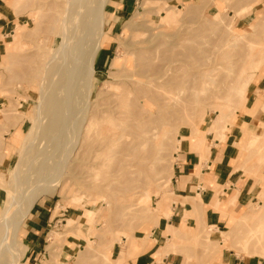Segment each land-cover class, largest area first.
Returning a JSON list of instances; mask_svg holds the SVG:
<instances>
[{
	"label": "rangeland",
	"instance_id": "rangeland-1",
	"mask_svg": "<svg viewBox=\"0 0 264 264\" xmlns=\"http://www.w3.org/2000/svg\"><path fill=\"white\" fill-rule=\"evenodd\" d=\"M51 1H12L11 9L18 17L19 28L0 57V116L5 113L0 118V184H3L6 173L12 170L17 161L19 147L30 128L31 116L27 103L20 108L15 101L19 96L28 102L36 99L33 79L24 73L33 66L31 57L41 51L40 44L48 35L44 17ZM145 1L133 0L124 19L109 32L113 43L105 54L107 60L100 56L105 59L101 64L103 71L99 73L95 68L92 102L100 105L111 95L112 91L109 92V88L105 87L102 88V95L96 98L100 86L105 82H134V76L138 77L140 73L134 65L142 64L139 60L142 56L156 58V65L170 66L172 71L167 77L168 81H173L170 87L175 94L176 106L171 121L165 127L166 131L164 127L159 128L162 151L155 154L158 140H155L156 143L149 142L144 148V159L140 156L136 160V157L114 154L124 140H120L115 149L111 148L113 144L108 143L110 138L104 140V136L97 140L99 143L90 141L93 146L95 144L94 147H91L92 143L89 144L94 149H83V157L80 153L82 160L80 167L75 170L77 173H66L55 189L49 188L44 196L35 201L46 200L53 207L56 219H62L50 228L51 233L46 237V254L35 261L36 264H113L112 250L119 246L136 250L139 244L147 240L149 225L156 223L150 221L156 220L152 209L160 208V201L170 199L168 190L173 155L181 138L186 134L201 138L207 132L223 140L233 124L235 114L245 110L252 96L258 94L264 99V0H152L143 9ZM188 6H199L196 15L188 12ZM134 9L142 14L136 21L142 27L119 37L121 26L125 22H132ZM10 39L11 36L7 41ZM113 59L117 60L114 70L111 66ZM255 65L260 68L254 73ZM113 73L119 75L106 76ZM252 75L255 77L247 90H241L237 79L241 82ZM246 110L255 112V115L262 113L258 116L264 120V102L256 101ZM220 118L224 119L223 129L215 132L213 129ZM104 127L109 130L107 125ZM205 127L204 132L199 130ZM102 141H106L110 149L106 146L105 150L106 143ZM153 144H156L155 147H152ZM99 145L100 148L96 147ZM236 145L243 148L241 168L244 172L253 173L257 168L261 169L262 165L264 169V131L259 136L252 135L248 141L239 139ZM3 147L7 154L4 158ZM122 160L127 163L128 171L125 173L119 166ZM76 174L77 177H74ZM64 179L68 182L67 186ZM62 181L64 183L61 184ZM260 184L257 202H248L236 209V213H241L235 224L225 231L230 237L229 243L217 244V237L221 235L219 233L214 237L211 229L203 223L202 204L199 211L192 210L197 221L196 228H186L181 224L183 228L180 235L177 236L173 231L172 239L167 241L163 251L180 253L183 264H209L219 257L222 249L237 256H255L258 264H264V179ZM64 185L66 187L62 189L65 190L60 191V186ZM75 195L80 198L79 201ZM3 197L4 193L0 190V205ZM167 214L163 212L161 216ZM25 218L17 240L26 247L21 239ZM140 233H143L141 238L137 237ZM249 236L250 240L246 243ZM65 239L77 242L72 246ZM174 241L178 244L175 245ZM63 244H69V247L63 248ZM105 252L108 259L103 257ZM23 256L18 264H26Z\"/></svg>",
	"mask_w": 264,
	"mask_h": 264
},
{
	"label": "bare ground",
	"instance_id": "bare-ground-1",
	"mask_svg": "<svg viewBox=\"0 0 264 264\" xmlns=\"http://www.w3.org/2000/svg\"><path fill=\"white\" fill-rule=\"evenodd\" d=\"M110 1L52 0L47 5L44 23L48 35L42 44L39 43L42 46L41 51L31 57L33 66L25 68L27 70L24 73L33 79L36 99L30 103L27 100H22L19 96L15 101L17 107L20 108L27 103L31 121L23 144L19 147L17 161L12 170L6 173L7 176L2 182L3 184H0V190L4 193L0 205V264H18L20 262L21 256L26 251V247L17 240L22 221L32 209L34 202L44 196L49 188L55 189L66 173L76 172L75 170L80 167L81 156L83 157L84 151L90 148L89 144L92 143L90 141L93 140L95 143V141L103 139L102 136H104V140L110 138L108 143L113 144L111 148L115 149L118 142L124 140L120 149L114 151L115 153L112 152L115 155L116 153H121L123 156L125 154L130 156L129 158L136 157V160L137 157H142L144 148L149 142L158 140L155 154L162 151L159 143L161 136L159 128L164 127L163 130L166 131L165 127L171 121L176 106L175 94H173V88L170 87L173 81H168L167 77L172 71L170 66L156 65L154 63L156 58L142 56L139 59L142 64L134 65L135 69L140 71L138 77L134 76V82L125 81L121 84L105 82L100 86L101 89L98 90L96 98L102 95V88L105 87L110 89H108L109 92L112 91L111 95L100 105L92 102L96 77L95 64L100 55L101 43L106 39L104 37L107 24L105 6ZM151 1L146 0L143 9ZM19 3L21 2L19 1ZM198 7L188 6V12L191 15H196ZM141 15L138 9H134L131 17L132 22H125L121 26L119 37L142 27L140 24H136V21L142 17ZM147 42L149 43V40ZM116 61V59L111 61L113 70ZM258 65L253 68L254 73L262 66ZM144 72H147L145 76ZM117 75L119 74L113 73L106 76L117 77ZM254 77L255 75L249 76L242 79L241 82L237 79L240 89L246 91ZM129 78L131 79V77ZM104 91L106 93V90ZM4 115L5 113L0 118H3ZM223 121L224 119L220 118L213 129L215 132H220L223 128ZM104 125H107L109 130ZM195 131L197 132V129ZM103 142L106 143V141ZM100 145L96 147L100 148ZM107 145L106 143L104 148ZM155 145L153 144L152 147ZM99 150L96 149V151ZM102 150L104 151V149ZM3 151L4 158L7 156L4 147ZM134 163L136 164V162ZM126 165L124 160L119 163L123 173L128 171ZM139 165L140 163H138ZM131 167L129 166V168ZM74 177H77V174ZM63 181L61 184L65 182ZM67 183L66 180L65 185ZM65 185L60 186V191L65 190L62 189L67 186ZM76 195L74 197L79 201V195L77 197ZM191 203L192 206L195 205V203ZM196 205L194 206L196 208L193 207L192 210L199 211L202 204L199 201ZM152 210L151 213H153V217H156V220L150 219V221L156 222L162 214V208L158 207ZM201 214L200 216H202ZM182 228L183 226L180 224L175 230L177 236L180 235ZM219 233L221 236L217 237V244L229 243L228 232ZM80 235L84 236V234ZM250 237L245 240L246 243ZM51 238L54 239L53 234H51ZM171 247H174V244H171ZM107 255L106 252L103 253L105 259H108Z\"/></svg>",
	"mask_w": 264,
	"mask_h": 264
},
{
	"label": "crops",
	"instance_id": "crops-1",
	"mask_svg": "<svg viewBox=\"0 0 264 264\" xmlns=\"http://www.w3.org/2000/svg\"><path fill=\"white\" fill-rule=\"evenodd\" d=\"M12 1L0 0V57L19 28L18 17L11 9ZM132 4L133 0H111L105 6L108 14L106 39L101 44L96 65L99 73L103 71L101 64L107 60L105 54L113 43L109 32L120 24ZM9 36L11 39L7 41ZM102 51L104 54H101ZM256 101L264 102L263 96H252L245 110L241 114H235L233 124L223 140L214 138L212 133L204 132L207 127L199 129L204 132L201 138L188 134L181 138L173 155L168 190L170 199L159 202L162 213H168L167 216H160L155 224L149 225L147 240L144 244H139L136 250L125 246L112 250L113 264H183L180 253L171 250L164 252L163 248L167 241L172 239L171 233L180 224H184L186 228H196L197 221L191 202L200 201L203 204V223L211 229L214 237H217L219 232L228 231L235 224L241 213H236L237 208L248 202H257L262 185L260 183L264 179L263 165L253 173L244 172L241 168L243 148L236 145L239 139L248 141L252 135L259 136L264 131V120L259 117L262 113L258 116L255 112L246 110ZM52 210L53 207H50L46 200L34 202L25 218L21 239L27 247L23 256L26 264H36L35 261L46 254V237L51 233L50 228L55 227L59 220ZM137 237H143V233ZM65 242L73 246L77 241L67 239ZM174 244L178 242L174 241ZM68 245L63 244V248L69 247ZM209 264H258V261L255 256H237L222 249L219 257L211 260Z\"/></svg>",
	"mask_w": 264,
	"mask_h": 264
}]
</instances>
